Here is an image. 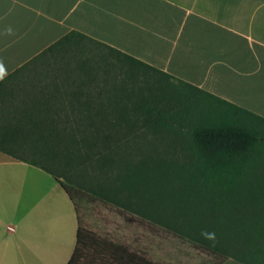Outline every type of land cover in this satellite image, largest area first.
<instances>
[{
    "label": "trees",
    "instance_id": "1",
    "mask_svg": "<svg viewBox=\"0 0 264 264\" xmlns=\"http://www.w3.org/2000/svg\"><path fill=\"white\" fill-rule=\"evenodd\" d=\"M86 41L126 62L133 76L146 73L147 82L136 86L135 78L125 75L118 86H110V79L120 78L111 69L76 75L52 70L67 77L68 94H57L54 85L53 93L37 101L68 103L77 109L62 112L61 125L37 131L46 136L45 141L7 142L2 144L7 148L0 147L10 155L21 153L20 160L51 175L73 203L79 222L78 246L69 264H80L79 249L87 246H106L107 255L125 264H151L136 254H124L121 247L89 241L74 204L81 192L163 225H169V220L175 224L168 227L193 244L237 264H264V203H257L247 215H241L240 206L243 186L257 167H264V118L77 32L47 49L39 60L45 63L55 54L62 55L65 48ZM150 73L157 76L153 82L148 80ZM206 100L229 111L210 113ZM247 119L256 123L247 124ZM23 132L22 127L13 129L14 134ZM148 132L153 138L143 157L140 146L146 148L143 137ZM185 132L188 142L182 139ZM137 139L139 147L132 146V151L131 143ZM134 156L142 157L135 165L130 162ZM82 167L92 174L91 180L78 172ZM257 190L259 199L264 190ZM202 231L214 233V240L205 239Z\"/></svg>",
    "mask_w": 264,
    "mask_h": 264
},
{
    "label": "crops",
    "instance_id": "2",
    "mask_svg": "<svg viewBox=\"0 0 264 264\" xmlns=\"http://www.w3.org/2000/svg\"><path fill=\"white\" fill-rule=\"evenodd\" d=\"M73 32L264 118V0H0V147L45 141L37 131L77 109L37 101L54 85L68 94L67 77L39 69V57ZM20 158L0 150V167L48 174ZM3 173L0 264H69L79 222L67 193L55 180L6 183Z\"/></svg>",
    "mask_w": 264,
    "mask_h": 264
},
{
    "label": "rangeland",
    "instance_id": "3",
    "mask_svg": "<svg viewBox=\"0 0 264 264\" xmlns=\"http://www.w3.org/2000/svg\"><path fill=\"white\" fill-rule=\"evenodd\" d=\"M56 55L57 54H55V56ZM55 56L49 57L47 62L39 64L43 66V68L40 67L39 69L44 71L66 70L67 72L73 73L92 70L110 71L111 69L115 72L117 77L120 76V78L114 80L110 79L109 81L113 82L110 86L114 84L118 86V83L125 80L126 76L134 77L136 86H142L147 82L146 73H136V75L133 76L130 72H127L130 68L126 62L120 63L121 61L110 56L106 48L93 42L86 41L84 45L79 47L69 46L64 49L62 55ZM148 76V80L151 79V82L157 78L153 73L148 74ZM93 81L95 82L96 80ZM99 84H101V80ZM102 85H106V83ZM95 86L100 88L99 85ZM205 105V108L209 109L210 113L214 112L215 114L217 110L221 113H227V111H229L222 105L215 104L211 101L206 100ZM246 123L254 124L256 122L247 119ZM212 125L216 126V122ZM146 134V138L145 136L143 137L146 140L144 145L146 148L143 149V147L140 146V148H142L140 155L143 157L145 154H148V141L150 142L153 138L152 132ZM182 139L185 142L189 141V136L186 132L183 134ZM138 142L139 140L137 139L135 144L131 143L132 151L135 150L132 146L139 147ZM126 148L130 149L129 146ZM132 153L133 152H131V154ZM141 159L142 157L139 158L138 156H134L130 158V162L135 165V163ZM4 164L7 166L0 168L5 169V173L2 174V179L5 180L4 182L6 183L32 185L56 184L50 175L40 172L36 168L30 166H12L9 162H5ZM17 169H21V171ZM80 171H83L84 177L90 180L92 179V174L84 167L78 172ZM255 172L256 173L251 176V181L249 179L241 190V192H243L240 200V206L243 208L241 215H247L249 211L251 212L256 209L257 203H264V195H261L262 197L259 199L255 198V196L258 197L260 195L257 190L258 187L264 190V167H257ZM253 190H255V193H250ZM62 194L64 195V193ZM74 200V204L79 211L81 226L88 232L87 237L89 241L93 239L98 242H106L117 248L121 247L125 250L124 254H136V256L149 261L151 264H237L233 259L216 255L211 251L201 248L199 245L193 244L180 233L171 229L170 227L173 228L175 223H171L169 220L167 221L169 225L154 222L147 217L145 218L131 211L124 210L117 205L98 201L87 192H81ZM245 202L251 203L253 206L247 208ZM161 214L165 215L162 212ZM153 216H156L155 212ZM167 216L168 215L165 217L163 216L162 220H167ZM105 247L106 246L80 247V264H125L123 260L114 259L107 255L104 250ZM120 255H123L121 251L119 252V256Z\"/></svg>",
    "mask_w": 264,
    "mask_h": 264
},
{
    "label": "clouds",
    "instance_id": "4",
    "mask_svg": "<svg viewBox=\"0 0 264 264\" xmlns=\"http://www.w3.org/2000/svg\"><path fill=\"white\" fill-rule=\"evenodd\" d=\"M7 72L6 69L4 68V66L2 64H0V81H3L6 78ZM201 235L205 238V239H211L214 240V233H208L207 231H202Z\"/></svg>",
    "mask_w": 264,
    "mask_h": 264
}]
</instances>
